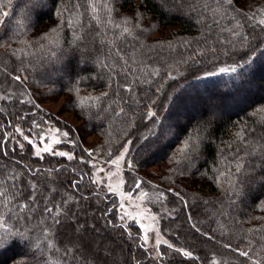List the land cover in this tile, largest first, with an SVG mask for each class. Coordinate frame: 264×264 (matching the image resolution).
<instances>
[{
    "label": "trees",
    "instance_id": "trees-1",
    "mask_svg": "<svg viewBox=\"0 0 264 264\" xmlns=\"http://www.w3.org/2000/svg\"><path fill=\"white\" fill-rule=\"evenodd\" d=\"M108 4L114 9L112 24L97 25L86 13L82 28H70L57 15L65 7L71 9L69 0H12L5 8L10 16L0 25V97H5L0 99V181L16 174L24 196L29 181H34L50 203L75 198L62 204L67 215L55 228V243L61 250L72 247L66 243L74 235L69 216L78 209L87 214L92 208L91 216L106 237L121 247L126 243L129 264H152L139 227L120 219L118 196L96 189L92 155L83 145L87 137L95 136L91 153L109 159L131 141L126 161L131 160L133 167L125 172L127 188L132 189L140 172L165 189L164 200L150 205L154 212L167 209L160 215V229L168 240L161 246L163 264H252L253 260L264 264V183L257 179H264V171L244 178L236 189L216 182L217 170H225L222 156L231 159L235 149L245 150L236 133L242 128L255 130L248 136L252 142L264 134V27L233 11L255 12L264 7V0H235L231 7L224 5L223 18L211 11L217 7L215 0H108ZM85 8L81 0L80 11ZM108 16L101 11L102 20ZM233 16L243 23L246 41L222 31L233 28ZM67 18L65 13L63 19ZM125 19L129 25H124ZM124 26L131 29L130 35H121ZM52 29L56 32L50 33ZM159 30L171 34L153 37ZM44 33L58 45L41 40ZM74 33L81 39L76 40ZM50 49L57 51L58 60L49 55ZM249 58L253 63L244 82L219 73L220 68ZM155 69L158 76L152 75ZM208 72L218 75L205 76ZM169 74L177 78L169 79ZM148 80L151 83H142ZM127 85L132 92L125 90ZM61 96L62 111L81 120L76 128L40 107ZM149 110L156 116L149 119ZM47 122L68 132L71 142H62L59 148L71 151L74 159L51 153H42L41 159L32 145L20 142L17 128L34 134ZM193 134L202 138L199 151L191 161L182 160L178 150ZM152 167L159 174L152 173ZM29 169L59 171L30 174ZM72 181H80L76 189ZM51 188L56 191L50 192ZM0 211L7 217V209ZM42 215L37 212L19 221L13 215L7 222L13 231H26L33 240L40 233ZM177 249L191 252L192 257ZM35 251L31 245L0 250V264H44L39 252L33 256ZM240 251L249 252L250 258ZM57 258L58 254L53 256Z\"/></svg>",
    "mask_w": 264,
    "mask_h": 264
},
{
    "label": "snow or ice",
    "instance_id": "snow-or-ice-1",
    "mask_svg": "<svg viewBox=\"0 0 264 264\" xmlns=\"http://www.w3.org/2000/svg\"><path fill=\"white\" fill-rule=\"evenodd\" d=\"M31 3L32 0H29ZM86 4V8L84 12L80 11L81 8V0H69L72 7L69 9L68 7L60 10L57 15L62 18V23H66L70 28L73 27H84V16L87 13L90 16V20L94 21L97 25L101 24H112L113 21L110 17V14L114 9L109 7L108 0H84ZM217 7L211 9L213 14H220L221 18L223 15L227 13V9L224 8V5L231 7L235 0H215ZM36 3H39V0H36ZM12 4V0H0V25H3L4 18L10 16V12L5 10L7 6ZM205 9H208V5H205ZM101 11H106L109 16L106 20H102ZM236 11L238 15L245 16L249 21H252L253 25H258L264 27V7L257 8L255 12H243L241 9H233ZM68 13V18L66 20L63 19L64 14ZM232 19L235 21L233 28L230 29H222V31L231 32L233 37H241L242 40L246 41L248 39L246 34H243L242 29L244 27L243 23L236 17L233 16ZM219 23V21H216ZM124 25L128 24V20L125 19L123 21ZM116 27H121V25L117 24ZM21 27L23 25L21 24ZM239 29V31L237 30ZM52 32H56V29H52ZM131 34V29L128 26H124L122 28L121 35ZM75 39L79 40L81 37L74 33ZM41 40H48V33H44L41 37ZM50 44L58 45V41L56 40H48ZM2 46V45H0ZM40 47L43 49L45 47L44 44H41ZM49 55L55 59H59L57 51L49 50ZM255 56V52H253V57ZM253 60L249 58L246 61H242L238 64L231 65L229 67L220 68L219 73L229 74L232 78V81L244 82L249 78V73L251 70ZM153 76L159 75V69H155L152 72ZM217 72H208L205 73V76H216ZM176 76L169 74V79H176ZM15 79L19 81L21 77L16 76ZM142 83H151L150 80L142 81ZM231 86V84L229 85ZM240 85L238 84L237 87ZM162 87V86H161ZM125 90L128 92H132L133 88L131 85L125 86ZM157 91H160L158 88ZM107 93H102V96H106ZM5 97H0V99H4ZM88 99H92L89 97ZM99 99V97L95 98ZM80 107H85L83 103L80 104ZM124 111L123 108L120 110ZM156 116L154 111L149 110L147 112V117L149 119ZM38 127V126H37ZM17 132H19L23 136V140L27 141L28 144L33 145L35 147V156L38 158H43L42 153H51L55 156L66 157L68 160H72L75 158L74 154L52 150L51 144H46L44 147H37L35 142L29 138L27 135H23L21 129L17 128ZM65 137L68 136V133H63ZM249 135H255V130H248L246 128L240 129L236 133L237 139L241 144L244 145L245 150L241 152V149L237 148L231 153V159L228 156H222L221 163L224 164L225 170H217L218 175L216 177V182L227 183L229 189H236L239 183L243 182V179L246 177L255 176L257 172L264 171V143H261V140H264V134L257 137L255 142H252L248 139ZM46 137L41 135L39 140L41 143L45 141ZM147 139V137H145ZM201 137L193 134L188 137L183 143V146L178 150L179 154L182 157V160L191 161L194 154L199 151ZM59 143V141H56ZM75 143V141H73ZM131 144V141L124 146L123 151L120 155L113 161L112 164H119L124 158L127 156L129 152L128 145ZM19 147L23 149L24 145L20 144ZM229 148H232V144L228 145ZM91 156L92 153L89 152ZM181 160H177L176 163H181ZM96 167L95 164L92 165ZM128 168H132L133 164L131 160L127 161ZM234 169V171H233ZM53 171H59V169H29L30 174H36L41 172H47L49 175ZM75 171V170H73ZM98 171H103V168H98ZM112 174H109L111 176ZM83 179V176L80 177ZM260 179L261 183H264V179ZM19 177L16 174L10 175L7 180L0 181V209H7V217L0 211V250H6L12 247H20L24 248L31 245L36 251L33 252V256L36 255V252L40 253V260L44 262V264H87L89 259V254L92 252L91 246L88 243L83 241H78L72 247H65L61 250L57 244L55 243V228L56 226L62 223L61 217L66 216L65 207L69 202H73L75 200L74 197L68 196L67 199L62 201L61 203H50V197L45 195L40 187H38L37 183L34 181H29L28 186V195L24 196V189L20 187ZM80 181H72L73 189H76ZM99 179L93 180V183H101ZM7 185V186H4ZM140 188V182L138 181L135 185V189ZM50 192H55L56 189H49ZM109 191L114 192L115 189L109 185ZM171 191V190H169ZM131 196V193L128 194ZM147 195L146 193H142L141 198ZM178 195V194H176ZM160 197H164V193H160ZM40 198H43V204L40 203ZM11 206V207H10ZM124 205L121 204V208L123 209ZM37 212L42 213L37 227L39 228L40 235L36 237L33 242L32 237L28 235L26 231H20L19 229L13 231L12 228L8 224V219H11L13 215L17 217V221L28 218L31 219L33 214ZM121 220L124 219V216L120 217ZM84 226L80 225L76 230L79 232ZM143 227V225H141ZM142 239L147 242L148 236L145 234ZM167 244V241H164ZM161 241L159 239L156 240V247L159 248ZM168 247H172V245H168ZM225 247H231L230 245H225ZM180 251L185 257H192V253L185 251L183 249H177ZM58 254L57 259H53V256ZM239 254L244 257H249V252L240 251ZM158 255L162 256L161 253L158 252ZM250 258V257H249ZM252 264H261L260 260H253Z\"/></svg>",
    "mask_w": 264,
    "mask_h": 264
},
{
    "label": "rangeland",
    "instance_id": "rangeland-1",
    "mask_svg": "<svg viewBox=\"0 0 264 264\" xmlns=\"http://www.w3.org/2000/svg\"><path fill=\"white\" fill-rule=\"evenodd\" d=\"M50 33L53 32L50 31ZM169 34H171L170 31L159 30L153 33V37L165 38ZM64 102L65 98L61 96L49 102L41 103L40 107H42L48 113L53 114L55 118L59 119L61 122H63V124H67L72 126L73 128H76L81 124V120L76 118L74 113L71 111H62L61 108ZM208 106V112L209 114H212L213 109L210 110L212 103H209ZM161 120L164 121V117H162ZM171 124L172 122L168 124V127L164 128V135H166V133L169 131ZM21 131L23 132V135L29 136V138L35 142L37 147H44L46 144H51L52 150L54 152L63 151L71 153V151L63 147L59 148V145H61L62 142L66 144L68 143L67 141L71 142V140L69 136L65 137L63 135V133L67 131L62 126L57 125V123L47 122L46 126L38 128L37 132H35L34 134H30L28 133L29 131H23L22 129ZM17 133L22 139L20 142L28 143L27 141L23 140V136L19 132ZM41 135L46 137L43 143H41L39 140V137ZM56 141H59V143H57ZM96 141L97 138L95 136H90L86 138V143H82L85 148H87L88 152H92V149L90 147H92L96 143ZM32 148L33 153L35 154V147L33 145ZM123 148L116 155L109 159L98 158L95 154H92V165H96V167H93V178L94 180L99 179L100 181H102L99 184L96 183V189L102 190L106 193H114L118 196V209L120 212V216H124V219L122 221L124 223L130 222L136 224L139 227L142 237L147 234L148 240L147 242L143 240V242L145 246L151 251L153 261L152 264H163L161 262L160 255H158V252L161 253V246L165 244L164 241H167L168 243V240L160 229V215L166 212L167 209L166 207H163L160 210L161 212H154L151 209L150 205H159L161 201L164 200L165 189L161 187V185L157 181L150 179L147 175L140 172H137V175L132 182V189H128L125 179V172L128 168L126 161L127 156L118 165L111 163V161L115 160L120 155V153L123 151ZM98 168H103V171H98ZM150 171L154 174H159L157 167H152ZM109 174L112 175L109 176ZM138 181L140 182V188L135 189V185ZM109 185H111L115 189L114 192L109 191ZM129 193H131V196L128 195ZM142 193H146L147 195H144L141 198ZM160 193H164V197H160ZM122 203L124 205L123 209L121 208ZM91 214L92 208L88 210L87 214L81 213V211L78 209L76 214H71L69 216L70 221L73 222L74 235L69 238L66 243L74 246L78 241L83 240L84 242H87L92 249V252L89 254L87 264H129L125 251L126 243H123L121 247L119 245H116L113 240L107 238L103 230L98 228V226L96 225V220L91 216ZM207 215L208 213L205 214V216ZM80 225H83L84 227L78 232L76 229ZM141 225H143V227H141ZM86 226L87 228H85ZM39 235L40 233L38 234V232H36L33 238V242ZM157 239L161 241L158 249L156 247ZM169 256L167 257L168 259ZM164 258L166 259L165 256ZM216 261L219 260L216 259Z\"/></svg>",
    "mask_w": 264,
    "mask_h": 264
}]
</instances>
